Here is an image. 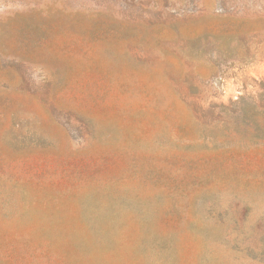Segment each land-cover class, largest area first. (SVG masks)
Wrapping results in <instances>:
<instances>
[{
	"label": "rangeland",
	"instance_id": "1",
	"mask_svg": "<svg viewBox=\"0 0 264 264\" xmlns=\"http://www.w3.org/2000/svg\"><path fill=\"white\" fill-rule=\"evenodd\" d=\"M215 254L264 264V0H0V264Z\"/></svg>",
	"mask_w": 264,
	"mask_h": 264
},
{
	"label": "bare ground",
	"instance_id": "2",
	"mask_svg": "<svg viewBox=\"0 0 264 264\" xmlns=\"http://www.w3.org/2000/svg\"><path fill=\"white\" fill-rule=\"evenodd\" d=\"M89 193V192H88ZM84 194V193H83ZM90 196V193L89 194H87V196ZM117 198V197H116ZM250 198V197H249ZM115 199V198H114ZM118 199V198H117ZM93 199H90V198H88V197H85L84 199H83V213H84V215L85 216H87V218H89L90 219V217L92 216V213L93 212H96L97 211V206L98 205H96L93 201H92ZM95 201V200H94ZM99 203V202H98ZM97 203V204H98ZM122 204H126V206H123ZM139 204V203H138ZM103 205V204H102ZM262 205V204H261ZM145 206V205H144ZM102 207V206H101ZM100 207V208H101ZM112 207H115V208H117L115 211H112L111 209H112ZM260 207V206H259ZM99 208V209H100ZM121 209H128V210H130V211H132V212H135L137 215H138V217L139 218H141V219H143L144 218V216L146 215V211H145V208L144 207H140L139 205L137 206L136 205V203L135 202H133L132 201V199H130L129 197H126V198H124V199H121V200H116L115 199V201L110 205V206H108V207H104V208H102V211H101V213H102V219H103V225L104 224H107V225H115V218H116V215H117V213L119 212V210L121 211ZM114 210V209H113ZM99 212V211H98ZM120 214V213H119ZM197 216V215H196ZM94 217V216H93ZM98 218V217H97ZM119 221V220H118ZM117 221V222H118ZM93 222V221H92ZM101 223V221L99 220L98 221V223ZM97 223V224H98ZM96 224V223H95ZM102 224V223H101ZM92 225V224H91ZM95 226V225H94ZM100 226V225H99ZM97 227V226H96ZM104 227V226H103ZM96 229V228H95ZM94 229V230H95ZM103 229V228H102ZM105 229V228H104ZM98 230V229H97ZM97 230H95V232L97 231ZM113 231H114V229H113ZM201 231V230H200ZM88 232V231H87ZM100 232H101V229H100ZM99 232V233H100ZM204 235V234H203ZM202 235V236H203ZM97 236H98V234H97ZM99 237V236H98ZM103 237V236H102ZM101 237V238H102ZM115 237V236H114ZM104 238V237H103ZM111 238V237H110ZM97 239H99V238H97ZM105 240H106V238H105ZM109 240V239H108ZM211 240V239H210ZM209 240V241H210ZM104 241V240H103ZM112 241V240H111ZM108 243V242H107ZM226 243V242H225ZM135 244V243H134ZM209 244H210V242H209ZM133 246V245H132ZM212 247V246H211ZM211 247H209V248H211ZM214 248H216V247H214ZM222 248V247H221ZM212 249V248H211ZM141 250V249H140ZM145 250V249H144ZM213 250V249H212ZM216 249H214V251H215ZM225 250V249H224ZM221 251V250H220ZM219 251V252H220ZM218 252V253H219ZM221 253V252H220ZM219 253V254H220ZM142 254H144V253H142ZM226 255V254H225ZM220 256H222V255H219V258H220ZM234 256V255H233ZM219 258H218V260H217V256H216V254L215 255H212V256H210L209 257V263H211V264H214V263H216V262H218L219 261ZM225 258V257H224ZM222 259H223V256H222ZM229 259V258H228ZM227 263H229L230 262V260H229V262L226 260V259H224ZM222 261V260H221ZM245 261V260H244ZM224 262V261H223ZM226 262H225V264H226ZM241 263V262H240ZM236 264V263H235ZM258 264V263H257ZM260 264V263H259Z\"/></svg>",
	"mask_w": 264,
	"mask_h": 264
}]
</instances>
